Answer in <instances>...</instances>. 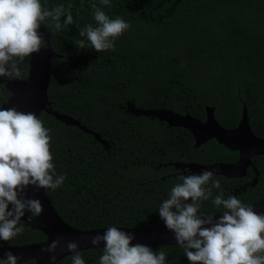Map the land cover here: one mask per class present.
<instances>
[{"label":"trees","instance_id":"16d2710c","mask_svg":"<svg viewBox=\"0 0 264 264\" xmlns=\"http://www.w3.org/2000/svg\"><path fill=\"white\" fill-rule=\"evenodd\" d=\"M93 2L110 18L131 24L115 41V51L98 53L90 45L79 49L75 44L86 41L80 29L95 24ZM41 3L49 10L63 4L73 16V24L59 32L43 25L57 56L51 60L50 107L107 143L104 147L46 113L39 117L50 130L56 173L66 177L60 188L45 192L67 225L93 230L165 224L158 208L181 176L168 163H228L236 157L214 140L195 149L190 133L179 131L185 136L176 139L177 129L128 114L127 103L200 121L206 118L205 109L213 108L225 129L238 125L244 106L251 131L264 139V0H110L111 7L99 0ZM28 63L26 57L20 64V79L27 78ZM8 81L0 77V107L10 96ZM256 164L262 168L264 157L256 158ZM262 197L260 176L252 201ZM200 211L212 215L223 209L208 200ZM24 229L11 241L0 240V246L45 238ZM150 248L165 251L166 264H191L179 245ZM81 253L85 264H99L103 248ZM70 256L58 264H72Z\"/></svg>","mask_w":264,"mask_h":264},{"label":"clouds","instance_id":"9594fccd","mask_svg":"<svg viewBox=\"0 0 264 264\" xmlns=\"http://www.w3.org/2000/svg\"><path fill=\"white\" fill-rule=\"evenodd\" d=\"M99 3L111 7L110 0ZM91 7L95 24L80 29L87 44L81 39L76 46L90 45L98 53L115 51V41L131 28L130 22L110 18L95 2ZM71 24V8L63 4L49 10L41 0H0V77L10 81L22 77L20 64L44 47L41 25L59 32ZM51 143L50 130L34 113L0 109V240L11 241L24 232L21 221L26 213L29 222L42 214L41 200L26 195L29 186L55 191L65 183L66 177L56 173ZM179 180L158 212L191 264H264V214L234 195L225 198L223 190L214 196L221 181L212 171L182 175ZM209 199L216 209H223L219 219L200 211ZM61 239L41 249L50 264H57L58 251L65 249L72 253V264H85L79 243L68 241L62 249ZM133 240L134 234L113 226L92 236L89 243L104 244L99 264H166L165 251L133 245ZM20 259L8 251L0 264H19Z\"/></svg>","mask_w":264,"mask_h":264},{"label":"water","instance_id":"95a60500","mask_svg":"<svg viewBox=\"0 0 264 264\" xmlns=\"http://www.w3.org/2000/svg\"><path fill=\"white\" fill-rule=\"evenodd\" d=\"M43 34L45 43L39 53L29 57V70L26 79H17L8 81L5 85L6 90L10 94L7 101L0 107L16 108L20 112L34 113L38 118L41 113L53 117L56 121L68 126L76 127L81 132L91 135L102 146L107 147L106 141L102 140L100 135L94 133L82 126L77 120L53 111L48 101V88L51 78V60L57 57L54 53L49 35L41 25L39 29ZM127 103V113L135 117H147L165 122L168 127H180L188 130L195 141V148L204 145L208 140L215 139L219 145L226 150L238 152L239 158L233 164H214L212 166H202L194 163L180 164L175 163L176 168L182 167L188 169L192 173H201L205 170L212 171L214 176H221L225 179H235L244 176L245 171L251 165V158L254 156H264V139L256 137L250 129L249 119L246 108L243 106L241 118L235 129H225L218 124L214 117V109L206 108V119L204 122L193 118L189 115H179L169 110H143L136 108L134 104ZM28 198L40 199L43 204V212L39 217H33L32 221H28V214L22 218L24 227H28L32 231L41 233L45 240L40 243H32L23 246H0V259L4 258L5 253L12 251L15 255L21 257L19 264L27 261H33L34 264H50L48 255L42 253L41 249L47 246L58 237L61 239L62 249L68 241H76L80 245V251L100 249L104 247L93 246L89 243L92 236L103 234L107 228L93 230H79L67 225L55 211L54 207L45 189H39L29 186L26 189ZM257 213L264 214V200L250 204ZM220 214L215 219H219ZM121 231L134 234L135 240L133 245L139 243L148 247H165L179 245L175 239V234L170 231L165 224L157 227L146 228H126L117 227ZM72 255L65 250H59L57 254V264L64 258Z\"/></svg>","mask_w":264,"mask_h":264},{"label":"flooded vegetation","instance_id":"af4514ba","mask_svg":"<svg viewBox=\"0 0 264 264\" xmlns=\"http://www.w3.org/2000/svg\"><path fill=\"white\" fill-rule=\"evenodd\" d=\"M204 121H202V122H204ZM158 122H160V121H158ZM160 123L165 124L166 127L169 128V129H177L178 131L176 132L177 133L176 139H179L180 137H181L180 139H183L184 136H185V135H182L179 131H187L188 133H190L188 130H185L184 128H180V127H168V125L165 122H160ZM235 128H232V129H235ZM191 137H192V135H191ZM192 139H193V142H194L193 147L195 148V146H194L195 145L194 138L192 137ZM211 140H214L217 143V141L215 139H210L206 143H208ZM201 146H203V145H201ZM201 146H199L197 148H200ZM220 146H222V145H220ZM197 148H195V149H197ZM227 151H229V150H227ZM229 152H232V151H229ZM232 153H235L236 157L231 162H228V163L227 162L226 163H223V162H213V163L202 164V163H195V162H188V163H183V162H174V163H171L170 162V163H168V165L171 166V167H173L175 169V171H177L175 174L181 175V176L182 175H185L186 176V175L192 174V172L189 171L188 169H183L182 167L176 168L174 166L175 163H180V164L194 163V164H198V165H202V166H212L214 164H233V163H235L238 160L239 153L238 152H232ZM258 157H264V156H254V157H252L251 158V165H249L247 167L244 176L241 177V178L225 179L224 177H221V176H214V177H220V181H221V189H214L213 190L214 193H215V195L219 194V192L221 190H223L225 198H227L230 195H234L238 199H241V202L243 204H245V205H250V204H253L255 202H259L261 200H264V197H262V198H259V199H256V200H253L252 201L253 190L257 189V187L259 186L260 176L261 177H264V165L262 166V168H260L259 165L256 164V158H258ZM255 194L258 195V193H255ZM250 200H251V202H249ZM209 201L212 203V200L211 199H209ZM187 203H192V201L189 200V201H187ZM222 212L217 213V214H212V215L222 214ZM44 240H45V238H44ZM44 240H42L41 242H43ZM33 264H34V262H33Z\"/></svg>","mask_w":264,"mask_h":264},{"label":"rangeland","instance_id":"374dc122","mask_svg":"<svg viewBox=\"0 0 264 264\" xmlns=\"http://www.w3.org/2000/svg\"><path fill=\"white\" fill-rule=\"evenodd\" d=\"M129 104H131V103H129ZM129 104H128V105H129ZM126 105H127V104H126ZM125 111L127 112V106H125Z\"/></svg>","mask_w":264,"mask_h":264}]
</instances>
